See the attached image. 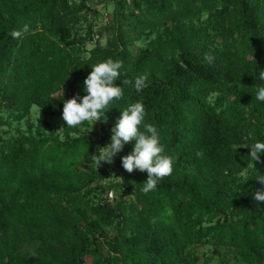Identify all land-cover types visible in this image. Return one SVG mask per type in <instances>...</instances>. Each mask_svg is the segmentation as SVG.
<instances>
[{"label":"trees","instance_id":"16d2710c","mask_svg":"<svg viewBox=\"0 0 264 264\" xmlns=\"http://www.w3.org/2000/svg\"><path fill=\"white\" fill-rule=\"evenodd\" d=\"M112 1V21L96 28L90 15L99 12L87 0H0V129L4 112L63 115L64 100L86 94L91 64L118 59L117 85L148 79L141 93L122 85L106 122L142 101L174 171L142 192L148 173L127 172L121 159L135 141L96 165L113 126L0 131V264H198L207 244L223 261L224 249L239 264H264V201L252 195L264 191L256 178L264 153L252 161L247 146L264 141V102L255 99L264 0ZM24 24L29 33L13 39Z\"/></svg>","mask_w":264,"mask_h":264},{"label":"clouds","instance_id":"9594fccd","mask_svg":"<svg viewBox=\"0 0 264 264\" xmlns=\"http://www.w3.org/2000/svg\"><path fill=\"white\" fill-rule=\"evenodd\" d=\"M29 31V25L24 24L20 29H13L10 35L13 39H17ZM205 59L211 62L213 57L206 55ZM91 65L92 71L83 81L86 94L64 100L63 119L67 127H79L84 122L92 123L93 126L101 117L106 122L108 119L106 112L111 108L110 104L123 95L122 85L131 83L137 93H141L146 87L148 77L144 74L137 76L134 82L122 80V85L115 83L121 80L123 67L121 60L107 58ZM255 75L259 80L264 81V70ZM255 99L264 102V85L258 88ZM146 115L145 105L140 100L122 109L121 115L111 129L110 142L99 148L98 154L93 156L92 160L96 165L102 162L111 163L126 144L135 141L132 150L121 158L122 166L129 173L134 170L146 171L148 178L142 183L141 191L149 193L156 190L159 181L173 173L176 157L165 151L158 127L146 122ZM63 139L64 137L61 136L60 140ZM247 146L251 149L249 154L251 160H260V154L264 153V141L257 140ZM256 178L264 182V176L260 175ZM252 195L256 201H264V191L256 190Z\"/></svg>","mask_w":264,"mask_h":264},{"label":"rangeland","instance_id":"374dc122","mask_svg":"<svg viewBox=\"0 0 264 264\" xmlns=\"http://www.w3.org/2000/svg\"><path fill=\"white\" fill-rule=\"evenodd\" d=\"M71 2H81V0H70ZM89 4H91L96 10L99 12V16H94V14L90 15V18L97 22L96 28L100 26L109 25L112 21L113 9H114V2L112 0H87ZM128 2L130 0H127ZM158 31L153 30L147 33L144 37L136 40V46L139 48H144L147 44L157 36ZM105 44L106 39H102L101 41ZM93 44H89V48H91ZM63 89L66 90V85L62 83L57 88L56 91ZM215 98V95L212 99ZM4 117V121L7 123L1 124V132L8 133L15 132L17 128L23 132H27L29 129L33 132H38V130H42L45 132H50L51 130H55L58 133L63 132L65 126H67L66 121L63 119V115L59 116H49L43 112V110L37 106L32 108L31 114L22 120L16 118V114H11L10 112L2 113ZM97 132H102V126H114V123H102L95 122ZM99 134V133H98ZM251 170H246L240 175L237 176V179L243 183L249 178ZM245 180V181H244ZM108 231L111 232V228H108ZM223 253H225V260L223 261L219 254L214 251V247L211 244H207L198 248V254L200 256V261L198 264H239V262L234 258V254L228 250L223 249ZM92 258H87V263L91 264Z\"/></svg>","mask_w":264,"mask_h":264},{"label":"built area","instance_id":"2783aa9c","mask_svg":"<svg viewBox=\"0 0 264 264\" xmlns=\"http://www.w3.org/2000/svg\"><path fill=\"white\" fill-rule=\"evenodd\" d=\"M99 133L102 134V132H99ZM114 198H115V192H114V190H113V189L108 190V191H107V194H106V199H107L108 201H113Z\"/></svg>","mask_w":264,"mask_h":264}]
</instances>
